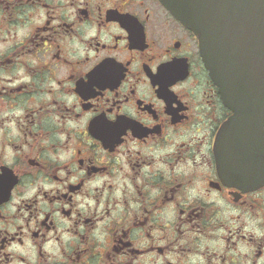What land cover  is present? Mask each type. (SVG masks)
Returning a JSON list of instances; mask_svg holds the SVG:
<instances>
[{
    "label": "flooded vegetation",
    "instance_id": "af4514ba",
    "mask_svg": "<svg viewBox=\"0 0 264 264\" xmlns=\"http://www.w3.org/2000/svg\"><path fill=\"white\" fill-rule=\"evenodd\" d=\"M244 98L162 0H0V264H264Z\"/></svg>",
    "mask_w": 264,
    "mask_h": 264
},
{
    "label": "water",
    "instance_id": "95a60500",
    "mask_svg": "<svg viewBox=\"0 0 264 264\" xmlns=\"http://www.w3.org/2000/svg\"><path fill=\"white\" fill-rule=\"evenodd\" d=\"M163 1L199 36L204 62L225 98L248 96L244 103H258L262 126L264 0Z\"/></svg>",
    "mask_w": 264,
    "mask_h": 264
}]
</instances>
